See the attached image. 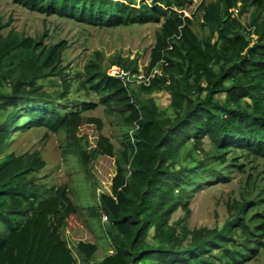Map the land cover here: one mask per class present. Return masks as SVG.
<instances>
[{
    "label": "trees",
    "instance_id": "obj_1",
    "mask_svg": "<svg viewBox=\"0 0 264 264\" xmlns=\"http://www.w3.org/2000/svg\"><path fill=\"white\" fill-rule=\"evenodd\" d=\"M13 1L93 26L161 23L147 66L152 71L162 63L161 74L143 87L168 89L175 113L164 115L153 99L140 100L107 72L98 51L82 71L69 73L64 41L47 44L0 30V264H79L77 258L83 264H243L256 255L264 247V185L249 182L220 227L188 229L171 217L180 203L188 209L194 188L242 167L239 152L264 161V0H203L197 6L203 36L195 30L194 11L183 14L193 0ZM112 63L137 72L136 60L118 56ZM97 107L119 128V149L103 133L92 144L81 133L86 122H98L85 116ZM33 128L58 136L75 173L89 175L97 157H115L111 192L83 207L113 246L99 261H93L96 243L78 242L75 256L63 238L79 206L67 184L42 181L41 151L8 150ZM205 136L210 149L195 164L175 168L187 153L186 140L193 138L195 150Z\"/></svg>",
    "mask_w": 264,
    "mask_h": 264
},
{
    "label": "rangeland",
    "instance_id": "obj_2",
    "mask_svg": "<svg viewBox=\"0 0 264 264\" xmlns=\"http://www.w3.org/2000/svg\"><path fill=\"white\" fill-rule=\"evenodd\" d=\"M202 1L193 0L188 3L184 11L178 9L179 12L183 11V14L189 15H192L194 11L193 18L196 19L194 27L199 36H203L205 32L201 26L202 12L197 11V6ZM252 8L253 6L243 14V22L249 21V13ZM0 25H4L3 28H0L3 33L14 29L24 35L40 38L47 44L64 41L66 49L63 53V64L69 65L67 67L69 73L82 71L84 64L93 57L94 52L98 51L103 55V64L111 76L116 74L118 68L124 70L123 66L118 67L112 63L118 56L127 61L136 60L137 72H139L137 74L144 73L148 76L151 72L153 73L147 69V66L150 61L151 49L155 44V34L161 23L148 21L143 24L100 27L56 14L48 15L30 10L13 0H0ZM160 65L150 81L156 75L161 74L162 67ZM121 79L140 100L147 102L153 99L164 115H174L175 108L172 105L171 94L168 89L148 91L143 87L146 84L138 81L134 73L123 75ZM85 116L98 120V122L96 120L92 123L86 122L81 127V133L88 137L90 144L94 143L99 134L103 133L111 138L117 149L122 146L120 142L122 135L119 128L113 127L114 123L110 121L108 116L106 117L102 107L86 112ZM99 118L103 120L101 129L97 125V123L100 124ZM58 141V136L46 129L33 128L18 134L9 143L8 150L14 149L17 152H25L38 149L41 151L46 161V166L40 172L42 181L48 186L67 184L71 197L79 206L78 215L74 214L68 219V226L62 231L63 238L75 256L78 242L96 243L98 249L94 254L93 261H99L111 252L113 246H109L103 241L104 234L99 232L100 222L97 220L91 222L86 219L84 216L86 212L83 207L86 204L97 202V196L101 192H111L112 180L117 168L115 157L101 155L91 162L89 175L78 174L75 173L71 161L62 155ZM185 143L183 151L187 153L181 154L179 161L175 162L177 164L175 168L195 164V160L203 156L211 147L210 139L207 136L203 138V144L199 149L194 150L193 138L187 139ZM239 154H242L238 161L242 163V167H231L225 171V177L215 180L212 185L205 186L204 183L194 188L188 197L189 205L186 206L189 211L187 212L188 209L183 208V203H180L173 213L171 221L182 219V225L184 224L188 229L203 226L220 227L230 218V212L233 211L228 206H232L233 200L242 197V193L246 192L249 182L251 184L255 181L257 186H260L259 184L264 185V161L246 156L242 152ZM94 192L96 198L93 195ZM105 219L102 217L101 220L104 229L107 228ZM177 230L181 232L182 229L178 227ZM2 231L3 226L0 224V232ZM186 241L185 239L184 242ZM77 259L79 264H83L80 258ZM243 264H264V247Z\"/></svg>",
    "mask_w": 264,
    "mask_h": 264
},
{
    "label": "built area",
    "instance_id": "obj_3",
    "mask_svg": "<svg viewBox=\"0 0 264 264\" xmlns=\"http://www.w3.org/2000/svg\"><path fill=\"white\" fill-rule=\"evenodd\" d=\"M232 10V9H231ZM235 11H237V9H234ZM119 67V66H118ZM157 68H154L152 71H153V73L151 72L148 76L147 75H145L144 73H140V74H137V73H139V72H131V71H128V70H123V69H121V68H118V69H116V74L115 75H112V76H114V77H116V78H122V76L124 75V76H126V75H128V74H131V73H134V75L137 77V79H138V81H140V82H143L144 84H146V85H149L150 83H151V77L152 76H154V73H156L157 72V70H156Z\"/></svg>",
    "mask_w": 264,
    "mask_h": 264
}]
</instances>
